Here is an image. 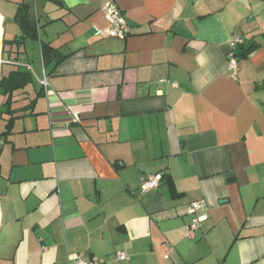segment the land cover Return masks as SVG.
Segmentation results:
<instances>
[{"label":"crops","instance_id":"crops-1","mask_svg":"<svg viewBox=\"0 0 264 264\" xmlns=\"http://www.w3.org/2000/svg\"><path fill=\"white\" fill-rule=\"evenodd\" d=\"M58 1L0 0V82L33 75L0 95V264H264V0H113L126 40ZM22 4L38 38L4 53Z\"/></svg>","mask_w":264,"mask_h":264},{"label":"built area","instance_id":"built-area-1","mask_svg":"<svg viewBox=\"0 0 264 264\" xmlns=\"http://www.w3.org/2000/svg\"><path fill=\"white\" fill-rule=\"evenodd\" d=\"M103 12L107 19V30L96 29L95 35L99 38H111L118 40H126L133 34V29L131 25L127 22L122 11L118 5L113 0H107L103 6ZM243 44V40L239 35H235L232 42V47L235 48L238 45ZM4 63L3 60H0V66ZM230 71L236 75L238 71V62L234 52L230 54L229 60ZM164 180V176L161 174L151 175L144 178L141 192L147 193L152 190H155L160 187L161 183ZM205 203L196 202L191 205L189 213L193 215V219L190 224L186 227V238L188 240H193L196 236V232L200 227L201 218L198 216L199 212L204 207ZM128 259V255L125 252L117 251L114 256L113 264H120L121 262ZM72 264H100L99 260H93L91 262H86L84 260H76Z\"/></svg>","mask_w":264,"mask_h":264},{"label":"trees","instance_id":"trees-1","mask_svg":"<svg viewBox=\"0 0 264 264\" xmlns=\"http://www.w3.org/2000/svg\"><path fill=\"white\" fill-rule=\"evenodd\" d=\"M58 3L61 5V1H58ZM32 9L33 7L30 4H22V6L20 7V10L17 14V20L19 21L21 26L24 28L23 35L21 38H17L13 41H5L4 42V53H5L6 46H16L17 48H20L24 46L26 39H37L38 38V32H37V29L34 23ZM42 48H43L44 55L47 54V52L49 51L50 52L57 51V50L52 49L47 44H43ZM238 56L239 55H237L236 57ZM32 81H33V75L31 72L27 70H17V71L11 72L8 77L4 78L0 82V95L8 96L7 104L11 105L12 95L16 91L24 89L27 85L32 83ZM12 120L13 118L10 120L9 124L7 125L6 134L10 133Z\"/></svg>","mask_w":264,"mask_h":264},{"label":"bare ground","instance_id":"bare-ground-1","mask_svg":"<svg viewBox=\"0 0 264 264\" xmlns=\"http://www.w3.org/2000/svg\"><path fill=\"white\" fill-rule=\"evenodd\" d=\"M0 43H1V33H0ZM0 47H1V44H0Z\"/></svg>","mask_w":264,"mask_h":264}]
</instances>
